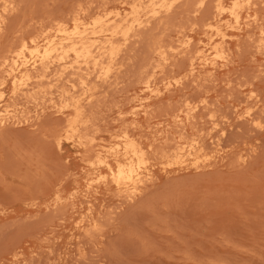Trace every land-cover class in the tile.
Returning <instances> with one entry per match:
<instances>
[{"label": "rangeland", "instance_id": "374dc122", "mask_svg": "<svg viewBox=\"0 0 264 264\" xmlns=\"http://www.w3.org/2000/svg\"><path fill=\"white\" fill-rule=\"evenodd\" d=\"M90 1L17 0L18 7L12 3L10 7L13 9L10 8L9 14H5L6 24L4 22L2 28L7 33H3L2 37L6 38L1 37L0 47L13 44L15 40L18 42L24 35L30 39L31 35L42 33L54 17H61L64 13L70 16L72 9L75 11L82 3L83 8H90L89 13L94 12L91 6L96 11L95 8L99 9L97 5H101L100 10L106 13L113 11L110 16H114L117 9L123 14L131 12L134 3L142 8L140 15L143 17L150 15L153 9L163 12L167 4L162 5L163 0H131L135 1L132 3L130 0H127L130 3L126 0ZM233 1L224 0L225 9L215 19L216 0H209L208 7L200 14H195L196 0L180 2L171 15L162 14L165 21L153 20V24L146 27L147 32L145 29L141 32L142 36L133 37L128 51L127 46L120 54H124L123 57L118 56L122 59L116 61V72L110 81L99 80L96 97L87 104L90 122L82 131L84 137L96 135V141L106 147L118 143L120 148L123 139L120 136L115 138L117 133L121 135L119 127L122 124L118 125L117 122L119 117L122 116L129 125L135 118L138 124L143 123V131H149L155 126L161 127L160 122L164 118L172 119V114L193 112L192 107L201 105L202 98H206L209 108L219 110L218 121H222L221 124L228 129L214 143L212 135L208 133L209 141L204 145L212 157L204 166H177L180 159L175 155L172 141L168 145L162 143L158 149L161 153L157 151V154L150 155L154 165H151L154 167L153 179L146 182L142 193L126 198L114 189L107 190L98 181L101 172H107L106 169L95 170L91 172L92 176L87 175L89 163L81 159L74 137L70 136L69 139L65 133L60 144L54 139L65 124V116L57 111L56 105L61 101L64 104L72 103L85 95L87 87L80 80L73 82L77 86L65 80V86L63 82L59 86L55 84L58 87H54L50 93H43L38 99L26 103L25 99L20 100V114L16 122L8 120L0 124V264H264V128L252 126L250 121L246 122L239 116L253 103L249 99L248 88L257 86L264 99V40L260 39L264 31V0L252 1L257 3L259 13L256 17L253 15V5L247 4L246 11L239 18L230 13ZM1 2L0 11H3L1 9H4L6 0ZM87 2L89 6L92 2L94 4L84 6ZM104 2L106 5L113 4L111 7L104 6ZM80 11L86 12L85 9ZM208 17V21L213 22L211 27L205 26ZM38 22H45L44 28ZM248 23L251 31H246ZM21 27L24 34L19 29ZM8 29H11L10 33ZM17 30L21 31V36L17 35ZM7 37L12 38L11 41L7 40L8 45L5 41ZM190 37L193 40L191 52L174 54L173 47H182ZM222 39L227 41L224 47L228 49V54L231 53L230 62L213 72L205 62L222 61L221 49L215 50L213 45L214 41ZM37 46L31 43L23 58L38 59L39 50L42 53L44 44L41 42ZM156 46L165 50L171 61H164ZM159 61L165 64L163 73H159L155 67L160 64ZM99 66L97 70L100 72L96 70L95 77L103 73ZM12 67L19 76L16 67ZM155 70L151 85L158 88H163L167 79L173 81L179 77L177 80H180L185 71L187 73L185 80L177 85L178 88L174 86L171 97L166 95L161 99L162 103L157 99L150 101L153 109L149 106L147 110L150 112L146 115L141 110L150 99H144L148 92L140 82L144 72ZM59 74L51 73L42 80L46 81L43 84L49 87V82H56ZM22 83L20 78L7 80L5 84L0 80V113L13 109V106L6 104V100L11 96L12 89L20 87ZM46 104V110L37 114L36 111ZM261 116L264 122V114ZM203 118L201 120L199 116L197 126H202ZM212 125L206 123L205 129H214L215 125ZM187 127V132L184 131L186 135L182 134V138L175 132L179 128L171 127L168 133L172 134L170 137L175 135L174 141L178 144L189 147L194 141L188 135L191 130ZM62 176L68 180L61 196L70 197L71 193H75L77 202H72L70 198L68 202L60 203L59 207L52 206L49 190L52 181ZM30 192L32 195L44 193V201L50 200V205L46 206L39 200L34 201V205L31 199L27 200L28 197L24 201V196H29ZM73 203L78 208L75 206L73 209ZM62 204H66L65 207ZM89 214L98 222V228L82 226L81 219Z\"/></svg>", "mask_w": 264, "mask_h": 264}, {"label": "bare ground", "instance_id": "6f19581e", "mask_svg": "<svg viewBox=\"0 0 264 264\" xmlns=\"http://www.w3.org/2000/svg\"><path fill=\"white\" fill-rule=\"evenodd\" d=\"M3 1L5 2V0H3ZM12 1L6 0V2L4 4L5 7L3 6L4 9H1L3 11H0V39H1V41L4 38H6V37H4V38L2 37L3 33H7L3 29L4 27L2 28V26L4 25V22L6 24L5 14L11 8L10 6L13 3ZM87 1H90V0H87ZM96 1H94V3H96ZM100 1H98V2H100ZM107 1H106V3H107ZM184 1L186 2V0H163L162 1L163 3H161L162 5L166 4V2H167L166 6L164 7V10L162 9L163 12L159 11L158 9H153L151 14L150 15L147 14L145 17L141 16L142 14L140 15V9H142V8H140V6L138 4L132 3L135 1L131 2V0H130V2L133 4V5L131 4L132 5V7H131L132 11L131 12L127 11L128 13L123 14V13H121L123 11L120 10L121 11L120 12L119 9L114 7L115 9H117V10H115L116 12H114V14H115L114 16H112V15L110 16V14L113 12L111 10H108L111 12L107 11V13L100 10L101 5H97V7L99 9L95 8L96 9V11H95L93 9L94 6H91L92 4H94L93 2L90 6L92 7L91 10L94 12L89 13L90 8L89 9L83 8L82 7L83 3H82V5L79 4L78 7H76L77 9L75 11L72 9V11H74V12L69 10V12L71 11V13H72V14L70 13V16L67 15L69 13H67L66 14L67 16H66L65 13L63 12L64 15H60L61 17L58 16V18H55V17H54V19L52 18L53 20L51 19L52 21H50V23H48V25L45 26V30L43 29L42 33L36 34V35H31L30 39H28L27 36L24 35L17 42V40H15V39L17 38V35L21 36L19 34L25 28V26L23 25L24 28H22V27L19 28L20 30L22 29L20 32L18 31L19 29L17 30L18 34L16 35V38H14L15 41L13 40L15 43H13V44L11 43L8 45L9 42L7 40L9 39V41H11L12 38L10 39V37H7V39L5 41H7L8 46H5L6 44L5 45L3 44L4 46L0 47V80H1L2 84H5V82L7 80L11 81L12 79H16V78H20L23 80V83L21 84L20 87H14L12 89L11 96L6 100V104H8L9 106L10 105L13 106V109L8 110L7 113H3V114L0 113V124L3 125L4 122H6L8 120H13L14 122H16V120L20 114L19 113V106H21V103H22V102H20L21 99L22 100L25 99V103H26V102L38 99V97H41L43 93L44 94L50 93L54 87L59 86V83L63 82V84H64L65 80L67 82H71V83H73L74 81L76 82V81L80 80L82 85L87 87V92L85 93V95L83 97L77 99L76 101L74 100V102H72V103L66 102L64 104L61 101L60 104H58V103H57L58 105L55 104L57 106L56 107L57 111L61 112L65 116V120H64L65 124L63 125V130H61L62 132H59L60 131L59 130L57 135L54 137V139H56V143L60 144L62 141V137L64 136L65 133H66L65 137H68L69 139H71L70 136L74 137V141L76 142L75 145H77V147L79 149L78 152L81 155V159L84 162H87V164L89 163L88 168H87V171H88L87 175H89V174L91 175V172H93L95 170H99V169H106L107 170V172L106 171L101 172V174L98 178V181L103 183L104 188L106 187L107 190L112 191V189H114L119 194H121L122 196H126V198H131L134 195L136 196V194H138L139 192L142 193L141 190L146 187L145 186L146 182L153 179L154 167L152 168V166H154V165H152V163H151V156L150 155H152V154L154 155V153H156L158 151L160 144H162V143H165L166 145H168V144H171L170 142L172 141V146H173V148L175 147L176 152L173 150L172 151H173V153L175 152L176 153L175 155L177 156V158L180 159V161L175 159L178 161L177 166H181V165L184 166L185 165V167H190V166H194V165L200 166V165L205 164V162L207 163L212 157V154L210 153L209 150H207V148L204 145V143L206 141H209V139L207 140V135H209L208 133H210L212 135L213 139L212 138L211 139H212V143H214L215 140L217 138H220V136L223 135L226 132L225 130H227L228 128L226 129V127L223 124H221L222 121L221 122L218 121L219 113H220L219 110L209 108L210 104L209 105L207 104L206 98H202L203 100L200 102L201 105L196 103L197 105L192 107L194 109L193 112L192 111H188V112L185 111L186 113L183 114L184 111L183 112L181 111L180 113L172 114V119H169L168 117H166L168 119L164 118V120H162V122H160V124H162L161 127H156V126L154 127L153 126L154 128H151V129L149 128L150 129L149 131L148 130L143 131V128H142L143 123L140 122V124H138V121L135 118L133 119V121H130L132 123H131V125H129L127 123V121H125V119L122 116L119 117L117 122H118V125L122 124L119 127L120 128L119 132L121 135H117L118 134L117 133L115 135V138L120 136L123 139V142H122V145L120 148H119L120 145L118 143L114 144L115 147L113 145L106 147L101 142L96 141V137H95L96 135L92 136V137H84L82 135L83 128L87 125V123L89 121L88 120V118H89L88 114L90 111H88L87 104L92 103L94 97H96L95 96L96 91H97L96 88L98 86L99 80H101V79L105 80L106 79V80L110 81V79L114 75V72H116V71H114V69H116V68H114L116 61L118 60V58L120 59V57H123L124 54L123 55H120V54L124 53L125 48L127 46L128 47L126 48V52L128 51V48L131 45V44H129V42H132L133 37L135 39V38H138L140 34L142 36L143 33H141V32L145 29L147 32L146 27L149 24H151L153 20H154L153 22H155V21L156 22H158V21L163 22V20L165 21L164 17L166 15H168V16L171 15V12L175 9V7L178 4H180V2L183 3ZM252 1H254V0H234L232 6L230 8V11H231L230 13L233 16H235L236 18H239L242 15V13L244 11H246V6H248L247 4H250V6L253 5L252 6L253 13H254L253 15H255V17H256V14L258 15V13H259L257 10L258 8H256L257 3L252 2ZM79 2H80V0H79ZM101 2L103 3V0ZM122 2L125 3V1H122ZM127 2H129V1H127ZM187 2H188V0H187ZM208 2H209V0H196V2H195L196 3L195 12L196 13L195 12L194 13L197 14L200 11H201L200 13H202L203 10H205L206 6L208 7V5H207ZM210 2H211V0H210ZM223 2H224V0H216V4L214 6L215 7L214 19L219 18L221 16L222 12L224 11L225 6H224ZM14 3H15V1H14ZM14 3H13V5H16L18 7L17 0H16L17 4L16 3L14 4ZM0 4L2 5V2ZM76 4H74V5L77 6ZM84 4H85L84 6L88 7L90 3L88 4V2H87ZM112 4L110 3V5H112ZM116 4H119V2ZM1 5H0V7H2ZM13 5H12V7H14ZM102 5L107 6L109 4L106 5L104 2V4H102ZM114 8H113V10H114ZM12 9L13 8H11V10ZM81 9L82 10L85 9L86 12L84 11V13H82V11H80ZM67 11H68V9H67ZM163 13H165L164 14L165 16L162 15ZM7 14H9V13H7ZM8 16H9V19H11L10 15H8ZM8 16H6V17L8 18ZM244 16H245V14H244ZM211 17L212 16H210V18ZM49 18H51V16ZM208 19H209V17L206 19L207 22H206L205 26H208V27L213 26V24H212L213 22L210 23L208 21ZM212 19L213 18H211V21H212ZM8 20H7V23L9 22ZM248 21H251V20H248ZM38 23H40V25L42 23V25H41V27H42V26H44L45 22H38ZM250 23L247 24L248 26H246V29H248V30H246V31H251ZM255 23H257V22H255ZM195 25H196V23H195ZM251 25H252V23H251ZM149 26H151V25H149ZM42 28H44V27H42ZM10 30L8 29V33H10ZM6 31H7V28H6ZM27 31H28V29H27ZM24 33L25 32L23 30L22 34H24ZM27 33L28 32H26V34ZM30 34H29V36H30ZM222 35L225 38V35L224 34H222ZM263 35H264V31H263L262 35L260 36V39L262 41L264 40ZM5 36H6V34H5ZM141 36H140V38H142ZM13 37H15V35ZM1 41H0V46L2 45ZM137 41H138V39H137ZM41 42H43V44H44V48H43L44 50L42 51V53L39 50L40 56H37L38 59L33 58V60H32V59L23 58L24 54H25V50L27 48L29 49V46L31 43L35 44L37 46L39 43L41 44ZM133 43H134V41H133ZM226 43H227L226 39H222L221 41H218V42L214 41V43H213L215 50L218 48L221 49L220 56L222 59V61L220 63L215 62L216 60L215 61L212 60L213 62H209V63L205 62L206 66L207 65L211 66L210 69L213 72L215 70H217L220 66H226V65H228V62H230L229 56L231 55V53L229 51L230 54H228V52H227L228 49H226L224 47ZM192 44H193V40L190 37V38H188V40L184 41L182 47H178V46L173 47L174 52H175L174 54H181L182 55L183 53H190L191 50L193 49ZM40 46H39V48H40ZM161 46H163V44H161ZM156 47H157V48H155L156 51H158V53L160 52L161 53L160 55L164 56V58H163L164 61H168V62L171 61V58L169 56H167V54H165L166 53L165 50H162L161 47H158V46H156ZM170 47H171V45H170ZM41 48H42V46H41ZM35 49H36V47H35ZM166 49H167V47H166ZM119 55H120V57H118ZM155 57H157V56H154V58ZM157 59H159V57ZM205 60L207 61L208 59H205ZM106 61H107V63H106ZM160 61H162V60H160ZM164 61H162V62H164ZM168 62H167V64H168ZM121 64H122V62H121ZM203 64H204V62H203ZM164 65H162L160 62L159 65L155 66L158 68L157 71L159 73L164 72V69L166 68V67H164ZM12 66H15L16 69L19 71V73H20L19 76H17V74H16L17 72L15 73V71L12 70V68H13ZM97 66H99L101 69H103V73H101V74H99V76L95 77V74H96L95 72H97L99 70V69L97 70ZM150 66H151V68H154L152 65H150ZM147 69H148V67H147ZM148 70H150V69H148ZM53 72H56V73L60 72V74L56 78V82H53V83L49 82V87H47L48 85L47 86L44 85L46 81L42 82V80L46 79L48 77V75H50ZM99 72H100V70H99ZM155 72H156V70L154 72H149V71H147V73L142 72L145 75L144 76L142 75V80L140 82V85H141V83L144 84L143 85V86H145L144 90L147 91L148 92L147 94L149 95V96L147 95V97H145V98L143 97V98L145 100H146V98H148V100L150 99L148 103L143 105L144 110H141V111H144V113L146 115H148L150 112V111H148L149 110L148 107L152 103L150 101L155 100V99L161 101V99H163V97H166V95H168V94L169 95L167 97H171L170 95H172V90L174 89V86L176 87L177 85H180L185 80V78H186L185 74L187 73V71H185L186 73L183 75V77H181L180 80H177L179 77L176 79L174 78L173 81L171 79H170V81H168V79H167L168 82L166 81V83L164 84V87L162 86L163 88H161V87L158 88V86L155 87V86L151 85L152 79L155 75ZM54 76H55V74H54ZM71 76H73L72 77L73 79L71 78ZM187 76H188V74H187ZM53 80H51V81H53ZM67 82H66V84H67ZM154 83H156L155 80H154ZM55 84H57L58 86H56ZM63 84H62V86H63ZM73 84L76 85V83H73ZM64 86H65V84H64ZM71 86H73V85H71ZM66 87H67V85H66ZM68 87H69V91H70V86H68ZM256 87L257 86H253L252 88H248L247 91L249 92V94L246 91L247 94L249 95V97H251L249 99L250 100L252 99L253 103H251L249 106L247 105L248 107L246 108V110L243 113L239 114V116L242 119H245L246 122L250 121V124L252 123V126L254 125L257 128L262 129V128H264V122L262 121L263 117L261 116L264 114V99H262L261 94L258 92ZM59 88H61V86ZM177 88H178V86H177ZM55 89H57V88H55ZM181 89H182V87H181ZM55 92H56V90H55ZM58 93H60V92H58ZM65 95H67V94H65ZM68 97H66V99H68ZM247 98H248V96H247ZM172 99H173V96H172ZM159 101H157V103ZM192 101H194V100H192ZM162 102L163 101H161V103ZM46 108H47V104L40 107L39 110L36 111V113L40 114L41 112L45 111ZM150 108H152V107L150 106ZM237 111H239V110H237ZM152 113H153V111H152ZM205 115L208 116L209 119H205L206 118ZM199 116H200L201 120L204 117L203 118L204 121H203V123H201L202 126H197V123L200 121ZM222 116L225 118H228V117H226V115H222ZM151 118L152 117L150 116V119ZM225 118L223 119L224 122L226 120ZM206 123L208 125H209V123L215 125V126L212 125L215 128L213 129L212 127H210V129L211 128L212 129L207 131V129H205ZM149 125H150V123H149ZM187 126H189V128L191 130V133L188 135H191V137H193L192 139L194 141L193 145H192V143L190 144V142H188L190 144L189 147L184 146L183 143L178 144V142L174 141L175 135H173V137H170L172 134L169 135V133H168V132H170L169 128H171V127L179 128V130H177L175 132H176V135H179L181 137L182 134L186 135L184 133V131H185V127H186V129L188 128ZM92 127H93V125H92ZM85 130L86 129H84V131ZM212 130H215V131H213V132H215V134L212 133ZM185 132H187V131H185ZM92 133H94V132H92ZM157 133H163V135L157 136L156 135ZM188 143L187 144L185 143V145H188ZM176 144H177V146H176ZM170 148H167V149L170 150ZM158 152H160V151H158ZM173 153H171V154H173ZM188 157H190V158H188ZM168 158H169V156H168ZM201 160H203V162ZM166 166H168V165L166 164ZM166 166L164 165V169H166ZM97 172H95L96 175H97ZM67 180H68V178L66 176L65 177L62 176V177L58 178L57 180L52 181L51 189L49 190L50 192L48 194V196H50L52 201H53L52 206L57 205V207H59L60 203H64L65 201H67V199H70V198L73 200V201L71 200L72 202H77L74 199L75 193H71L70 197H62L60 194L62 192V190H64L63 188H65V184L67 183ZM90 186H92V185H90ZM31 192L33 193V191H31ZM31 192L28 194L29 196H27V195H26V197L24 196V201H25V198L28 197L29 199H27V200L30 201V199H31V201L33 202L32 204H34L36 202V200H39L40 202L45 203L46 206L50 205V203H49L50 200L45 202L47 200L46 199L44 201V199H45L43 197L44 193L32 195ZM43 192H44V188H43ZM74 192H76V191L74 190ZM78 198H80V197H78ZM79 201H80V199H79ZM34 205H36V203ZM65 205L63 206V204H62L63 207H65ZM67 205H68V203H67ZM73 205H74L73 209L76 208L75 206H77V208H78V205H76V203H73ZM69 206H71V205H69ZM69 206H67V207H69ZM53 209H54V207H53ZM54 210H56V209H54ZM71 211H72V208H71ZM65 214H66V212H65ZM80 222L82 223V226H84V228L87 226L88 227L90 226L91 228H98V222L96 221V219L94 217L91 216V214H89L88 216H84Z\"/></svg>", "mask_w": 264, "mask_h": 264}]
</instances>
